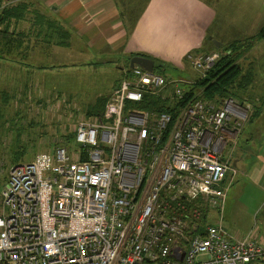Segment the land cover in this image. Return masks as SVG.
Masks as SVG:
<instances>
[{
	"label": "built area",
	"instance_id": "built-area-1",
	"mask_svg": "<svg viewBox=\"0 0 264 264\" xmlns=\"http://www.w3.org/2000/svg\"><path fill=\"white\" fill-rule=\"evenodd\" d=\"M7 6L0 2V28ZM219 59L218 52L188 56L203 78ZM191 84L128 68L104 112L77 127V150L58 147L12 166L0 264L263 261L261 242L235 238L223 217H211L223 215L238 174L232 155L249 108L233 98L184 104ZM170 87L178 109L142 107Z\"/></svg>",
	"mask_w": 264,
	"mask_h": 264
},
{
	"label": "rangeland",
	"instance_id": "rangeland-1",
	"mask_svg": "<svg viewBox=\"0 0 264 264\" xmlns=\"http://www.w3.org/2000/svg\"><path fill=\"white\" fill-rule=\"evenodd\" d=\"M261 4L264 5L255 0H233L232 3L228 0L227 13L221 15L228 20L224 28L226 32H231L234 37L239 35L237 41H245L256 34L264 26V17L257 23L249 21L261 11L264 13ZM45 16L42 14L36 18L43 23ZM49 19L58 25L54 42L62 43L65 35L63 26L57 20ZM44 29L42 31L47 32L52 28L46 23ZM67 40L70 41V38ZM232 42L227 40L223 49ZM254 46L247 53L248 60H242V65L246 68V74L250 70L254 72L255 82L243 92L231 93L238 99H249L248 118L241 128L232 155V165L238 174L229 190L223 215L216 212L211 217L214 221L223 217L227 232L233 237L251 236L264 245V43L254 42ZM125 70L106 72L84 68L81 72L85 73L60 70L56 71L55 76H50L47 85L34 87L8 85L7 81L1 80L4 73L0 70V215L3 209L2 192L12 166L19 161H32L40 153L70 146L68 140L72 139L77 127L93 119L88 114L89 107L101 97L110 98L111 91L116 87L114 75L120 81ZM172 70L166 73L168 77L188 80L192 84L200 75L191 64L183 70L174 67ZM187 90H191L190 85ZM156 96L164 100L170 110L178 109L172 99L173 88ZM65 137L68 139L65 140ZM229 150L232 151V147ZM258 264H264V260Z\"/></svg>",
	"mask_w": 264,
	"mask_h": 264
},
{
	"label": "crops",
	"instance_id": "crops-1",
	"mask_svg": "<svg viewBox=\"0 0 264 264\" xmlns=\"http://www.w3.org/2000/svg\"><path fill=\"white\" fill-rule=\"evenodd\" d=\"M7 1L26 6L0 28L1 80L8 85H47L60 70L123 71L136 56L183 70L189 55L218 49L213 40L224 45L239 36L224 29L228 20L221 15L228 0H0ZM42 14L69 32L66 46L46 39L45 21H34ZM263 14L249 22L257 23ZM16 38L19 42L10 45ZM113 78L117 86L116 74Z\"/></svg>",
	"mask_w": 264,
	"mask_h": 264
},
{
	"label": "trees",
	"instance_id": "trees-1",
	"mask_svg": "<svg viewBox=\"0 0 264 264\" xmlns=\"http://www.w3.org/2000/svg\"><path fill=\"white\" fill-rule=\"evenodd\" d=\"M8 6L3 11L2 18H1V27L4 25L6 20L9 17L15 16L17 18L18 16H21L19 13H21V9L25 8L26 6H23L22 4H16V2L7 1ZM34 21H37L38 19H34ZM45 23L51 25V31L47 30L48 33L45 35L46 39L49 40L52 44L55 29L58 26L56 22L50 21L49 18L45 19ZM64 28V27H63ZM64 40L62 43H57V45L66 46L68 42V37L70 38L69 32L64 28ZM48 36V37H47ZM16 39H12L9 41V44L12 45L16 41ZM49 41V42H50ZM67 41V42H66ZM257 42H263L264 43V26L254 35L248 37L245 41H236L229 45H227V48L223 49H216L214 52H218L220 54V59L216 63V65L206 73V76L203 78L200 75H197L195 78L196 81L190 85L191 90H187V96L185 99V103H189L191 100L198 99V100H208L210 102L219 103L223 99L233 98L237 100L238 102L247 105L249 99L243 100L238 99L235 96L231 95V93H236L238 91H244L247 90L249 87L253 86V83L255 82V74L252 70L248 71L246 74V68L242 65V60L245 62L248 60L247 53L250 52L255 48L254 46ZM248 43V44H247ZM142 57V56H141ZM146 58V57H145ZM156 62V65L160 62ZM130 68V66H129ZM156 71L160 74H166L167 72L173 71L172 68L165 66L163 64H159L158 67L155 68ZM124 77V76H123ZM121 82V80H120ZM119 82V83H120ZM118 83V85H119ZM32 89H29L31 91ZM192 91V92H191ZM109 97H101L99 98L96 103L91 105L88 109L89 116H92L93 118L98 117L100 114L104 112L106 109V106L109 102ZM255 103V102H254ZM143 108L149 111H155L159 113L168 112L172 113L173 111L169 109L168 106H166V103L164 100L157 96H150L145 99V102L142 104ZM183 105V104H182ZM257 106V105H255ZM68 137H65V140H67ZM71 143L70 146H66L71 151L77 150V144H76V133L73 135L72 139L69 141ZM22 161L16 162L14 165L20 164ZM28 162V161H27ZM30 162V161H29ZM8 182V181H7Z\"/></svg>",
	"mask_w": 264,
	"mask_h": 264
},
{
	"label": "water",
	"instance_id": "water-1",
	"mask_svg": "<svg viewBox=\"0 0 264 264\" xmlns=\"http://www.w3.org/2000/svg\"><path fill=\"white\" fill-rule=\"evenodd\" d=\"M213 42L218 49L223 47L222 43L215 41V40H213ZM136 66L142 67L146 71L152 73V72H154L157 65H156V62L154 60H151V59H148L145 57H141V56H136V57H133L131 59L130 68L133 69Z\"/></svg>",
	"mask_w": 264,
	"mask_h": 264
}]
</instances>
